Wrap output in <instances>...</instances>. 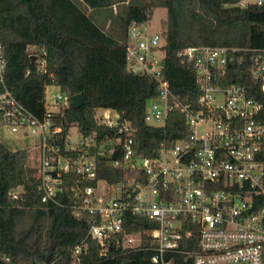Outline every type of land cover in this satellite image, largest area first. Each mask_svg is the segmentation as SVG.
Here are the masks:
<instances>
[{"label": "built area", "instance_id": "1", "mask_svg": "<svg viewBox=\"0 0 264 264\" xmlns=\"http://www.w3.org/2000/svg\"><path fill=\"white\" fill-rule=\"evenodd\" d=\"M237 4L264 5V0ZM162 44L161 33L147 34L136 22L129 26L128 70L157 81L158 95L148 101L145 121L163 127L175 111L185 121L182 135L165 138L151 156L138 152L136 128L115 109L97 110L98 124L114 131L100 137L97 130L84 131L77 124L65 130L57 113L69 106V95L61 91L55 109L47 100L41 115L28 108L6 83L2 41L0 127L36 137L41 200L87 219V237L99 243L104 255L116 248L147 252L143 260L152 264H175L176 253L192 264H264V46L181 50L178 55L193 67L198 84L192 103L174 93L165 77ZM28 51L38 70L46 72L43 48ZM202 124L208 129L200 133ZM75 129L77 140L72 139ZM100 157L115 169L111 179L99 176ZM183 243L195 247L182 248ZM87 246L83 240L70 249L76 260Z\"/></svg>", "mask_w": 264, "mask_h": 264}, {"label": "trees", "instance_id": "2", "mask_svg": "<svg viewBox=\"0 0 264 264\" xmlns=\"http://www.w3.org/2000/svg\"><path fill=\"white\" fill-rule=\"evenodd\" d=\"M125 1L0 0L6 83L39 115L45 110L47 85H56L69 96L82 93L84 101L79 108L66 106L57 113L66 131L77 124L84 131L97 130L100 137L114 133L99 125L95 115L100 108L117 110L136 128L138 152L151 156L165 138L173 141L182 135L185 121L179 111L172 112L163 127L145 121L148 101L158 95L157 81L151 75L128 70L129 26L149 20L158 4L167 8L161 33L166 60L163 72L173 92L193 103L199 92L195 72L178 53L190 45L263 47L264 5L240 6L238 0ZM115 4H119L116 12ZM88 9L109 10L107 27L106 21L103 26L97 24ZM30 46L43 48L46 72L38 70ZM260 98L264 101V95ZM98 163L99 176L111 179L109 174L115 169L107 159L100 157ZM26 164L25 150H12L0 142V264H37L53 258L54 264H121L127 258L142 264L149 257L144 251L116 248L104 255L99 243L87 237V219L41 200L36 176L28 172ZM18 187L22 191L13 197L11 191ZM83 240L87 249L76 260L70 249ZM181 247L195 245L183 243ZM175 264L192 261L176 253Z\"/></svg>", "mask_w": 264, "mask_h": 264}, {"label": "rangeland", "instance_id": "3", "mask_svg": "<svg viewBox=\"0 0 264 264\" xmlns=\"http://www.w3.org/2000/svg\"><path fill=\"white\" fill-rule=\"evenodd\" d=\"M160 0H133V3L147 4V3H158ZM125 5H123L124 7ZM104 11L105 13H100V18L98 19L93 15L94 20L97 24L103 26L106 21V16H109V10L103 9L97 12ZM96 12V11H95ZM100 19V20H99ZM167 19V8L163 5H156L153 8L152 16L149 20L140 23V29L144 30L147 34L162 33L164 28V22ZM156 55L159 58L163 57V52L158 51ZM60 89L56 85H49L46 90V100L51 105L52 109L56 107L53 105L56 95L59 93ZM208 129L207 124H202L199 126L198 130L200 133L205 132ZM78 134L77 130H73L72 139L77 140ZM0 142L7 145L12 150L22 149L27 152V169L29 173L35 174L37 172V167L39 165V147L37 146V139L34 135L29 134L28 136L22 135V130L18 132H11L8 128L0 127ZM22 187H18L17 190H21Z\"/></svg>", "mask_w": 264, "mask_h": 264}, {"label": "water", "instance_id": "4", "mask_svg": "<svg viewBox=\"0 0 264 264\" xmlns=\"http://www.w3.org/2000/svg\"><path fill=\"white\" fill-rule=\"evenodd\" d=\"M161 64H162V65H166V60L163 59V60L161 61ZM68 100H69V106H70L72 109H77V108H79V107L83 104L84 97H83V94H82V93H76V94H72V95H70L69 98H68ZM141 263H142V264H152V263L150 262V260H143ZM131 264H136V261L133 260V261L131 262Z\"/></svg>", "mask_w": 264, "mask_h": 264}, {"label": "crops", "instance_id": "5", "mask_svg": "<svg viewBox=\"0 0 264 264\" xmlns=\"http://www.w3.org/2000/svg\"><path fill=\"white\" fill-rule=\"evenodd\" d=\"M129 1H133V0H127V1H125V4L126 3H128ZM118 5L119 4H115L114 6H113V9H114V12H116V10H117V8H118ZM120 5H123V3H121ZM88 12L89 13H93V15L98 19V17L100 18V13H102V14H104L105 12L104 11H101V12H95V11H93L92 9H88ZM108 16V15H107ZM107 16H106V20H107ZM94 18V17H93ZM100 20V19H99ZM97 21V20H96ZM107 23H106V27H107V25H108V22L109 21H106Z\"/></svg>", "mask_w": 264, "mask_h": 264}]
</instances>
